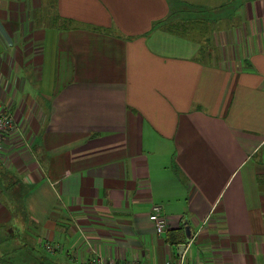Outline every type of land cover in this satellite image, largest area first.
<instances>
[{"label": "crops", "instance_id": "obj_1", "mask_svg": "<svg viewBox=\"0 0 264 264\" xmlns=\"http://www.w3.org/2000/svg\"><path fill=\"white\" fill-rule=\"evenodd\" d=\"M0 105V264H264V0H0Z\"/></svg>", "mask_w": 264, "mask_h": 264}, {"label": "trees", "instance_id": "obj_2", "mask_svg": "<svg viewBox=\"0 0 264 264\" xmlns=\"http://www.w3.org/2000/svg\"><path fill=\"white\" fill-rule=\"evenodd\" d=\"M49 1L51 2V0ZM179 11L180 14H182V16H177L176 12ZM189 11H192L191 18H189ZM175 13L171 14V17H173V15L175 16V21H173V19H170L169 22H165L164 20L163 21L161 20L160 23L165 22L164 24L169 29L170 32L182 36H187L188 38H192L193 40L199 42L200 44L199 55L205 56L206 53H208L207 50H209V46L212 43V36L216 31L219 22L220 21L222 22V19L217 16L216 10L184 3L181 8L175 11ZM208 14H213L215 16L210 19L208 17ZM60 20H61V24L65 28L68 25H71L73 22L72 20L70 19L67 20L66 18L63 17ZM7 263L11 264L10 262Z\"/></svg>", "mask_w": 264, "mask_h": 264}, {"label": "built area", "instance_id": "obj_3", "mask_svg": "<svg viewBox=\"0 0 264 264\" xmlns=\"http://www.w3.org/2000/svg\"><path fill=\"white\" fill-rule=\"evenodd\" d=\"M15 128V121L12 114L5 111L4 108L0 105V153L3 150V144L5 139V134L7 130H12ZM150 219L154 222L156 230L159 234L163 233L167 228V218L163 213V208L160 204H153L150 212ZM190 241L188 245L184 247L182 251H180L177 260H169L166 264H198V263H190L187 261V251L189 247ZM49 250L53 248L52 245L47 244L46 246ZM91 264H118L114 259H106L102 257L98 253H94L90 258ZM136 264V263H131Z\"/></svg>", "mask_w": 264, "mask_h": 264}, {"label": "rangeland", "instance_id": "obj_4", "mask_svg": "<svg viewBox=\"0 0 264 264\" xmlns=\"http://www.w3.org/2000/svg\"><path fill=\"white\" fill-rule=\"evenodd\" d=\"M233 2V0H231V3ZM231 9L230 10H232L233 8V5L231 4L230 6H229ZM177 13V16H182V14H180V11L179 12H176ZM175 13V14H176ZM215 15H213V14H208V17L211 19V18H213ZM217 16H219L218 14H217ZM192 17V11H189V18H191ZM172 19H173V21H175V16L173 15V17H172ZM225 23H226V21H220L219 22V24H218V27H217V29H216V31L214 32V34L217 32V31H219V30H221V27L223 26V25H225ZM214 34H213V36H212V39L214 38ZM208 51V50H207ZM205 54V53H204ZM204 56V55H203ZM206 56H208L207 55V53H206V55H205V57Z\"/></svg>", "mask_w": 264, "mask_h": 264}]
</instances>
